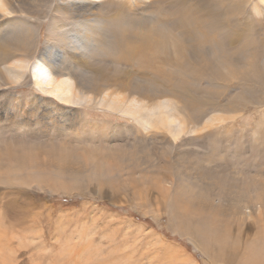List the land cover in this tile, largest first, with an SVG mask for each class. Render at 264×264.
Instances as JSON below:
<instances>
[{"label": "rangeland", "instance_id": "obj_1", "mask_svg": "<svg viewBox=\"0 0 264 264\" xmlns=\"http://www.w3.org/2000/svg\"><path fill=\"white\" fill-rule=\"evenodd\" d=\"M210 1L214 4V0H207V4L200 7L199 0H190L201 19L211 17L207 9H212ZM215 2L219 28H205L212 37L211 47L219 48L218 54L195 53L196 58L192 60L185 56V66L193 70L190 74L172 64L174 80L171 79V83L160 73L146 71L153 83L171 84L168 96L179 101L181 113H188L189 130L183 132L178 141L171 140V134L163 127L149 132L132 116L78 104L90 120L80 123V137L63 132L54 135L52 140L46 135L44 143L52 141L41 154L23 149L20 152L27 154L28 161L47 154V150L52 152L53 146L57 150L58 146L71 148V151L58 152L70 151L71 162L76 164L77 161L82 168L80 171L62 174L61 170L48 166L42 171L29 169L0 175L4 176L0 178V264H69L72 257V264H80L88 252L94 250L87 264H116L123 256H129L134 264H182L184 257H191L199 264H218L212 263L194 238L175 227L191 224L190 221H172L168 212L177 194L186 205L187 193L195 196L203 193L198 183L204 181L213 180L212 187L224 185L231 191L227 196H233L236 190L247 195L260 194L262 190L264 193L259 181L264 177V9L256 11L259 0ZM174 8L172 12L178 16L182 9L175 11ZM45 20L47 18L43 22ZM39 32L40 40L44 41L46 27ZM43 44L39 43L38 52ZM98 64L106 66V74L122 68L112 62ZM28 80L32 82V77ZM31 85L7 84L5 102L10 103L15 95L31 93ZM92 124H96L93 125L97 127L95 131ZM23 144L28 146L29 143ZM122 147H125L123 154L120 153ZM149 160H154L155 167L149 166ZM253 226L249 221L248 227L242 229L245 245L246 233L255 235ZM252 237L249 235L248 241ZM71 250H79V257L70 255ZM80 250H84V255ZM259 254L264 256V252Z\"/></svg>", "mask_w": 264, "mask_h": 264}, {"label": "bare ground", "instance_id": "obj_2", "mask_svg": "<svg viewBox=\"0 0 264 264\" xmlns=\"http://www.w3.org/2000/svg\"><path fill=\"white\" fill-rule=\"evenodd\" d=\"M199 1L200 7L207 4V0ZM215 1L218 0H214V4ZM259 2L256 11L264 9V0ZM214 4L211 2L212 9L207 8L212 18L203 20L195 12V4L190 0H0V175L29 169L42 171L48 166L61 170L62 174L80 171L81 165L78 166L77 161L76 164L71 162V148L58 146L57 150L53 146L52 152H45L47 157L41 155L28 161L27 154L20 152L23 149L41 154L53 136L63 132L66 135L78 134L80 137V123L90 121L82 113L78 105L80 103L132 116L140 120L149 132L163 127L171 134V140L187 132L190 122L186 117L188 113H181L183 111L180 112L179 101L168 96L171 84L153 83L150 73L146 71L160 73L163 79L171 83L174 75L172 64L190 74L193 70L185 66V56L192 60L196 58L195 53L204 56L218 54V47H211L212 37L207 35L205 28H215L220 24L218 5L216 7ZM173 8L182 9L178 16L172 12ZM44 18L47 20L43 22ZM43 27H46V38L41 41L39 29ZM40 42L44 44L38 52ZM216 45L222 46L221 43ZM99 62H105L106 65L112 62L122 65V68L116 66L120 69L118 72L106 74V66H99ZM195 68L199 66L195 65ZM29 76L32 82H29ZM12 83L32 84L33 88L31 93L22 96L17 97L13 93L14 99L10 103L5 102L7 84ZM97 127L92 130L95 131ZM110 129L114 131L116 127ZM46 135L52 140L44 143ZM24 142L29 143L28 146ZM124 148H121V154ZM59 150L70 151L59 153ZM153 161L149 160L150 167H155ZM51 168L47 170L51 171ZM212 181L198 183L201 184L199 190L203 192L200 195L187 193L186 205L180 202V195L177 194L168 211L171 220L179 223L178 219H188L191 224H178L176 229L194 238L212 263L264 264V256L259 254L264 252L263 190L260 194L254 191L255 195L233 190V196H227L231 191L228 192L224 185L215 184L212 187ZM259 181L264 186V177ZM40 185L44 186V183L40 182ZM217 188L219 191L215 192ZM249 221L256 232L254 236L251 232L246 233L248 238L245 245L242 229L248 227ZM249 235L253 237L248 241ZM83 251L80 250L82 255L85 253ZM69 254L78 258L79 250H71ZM94 254L95 250L89 251L87 258L79 261L80 264H87V260H91ZM122 259L116 264H134L129 256H123ZM73 260L72 257L69 264L74 263ZM184 261L182 264H199L191 257H184Z\"/></svg>", "mask_w": 264, "mask_h": 264}]
</instances>
